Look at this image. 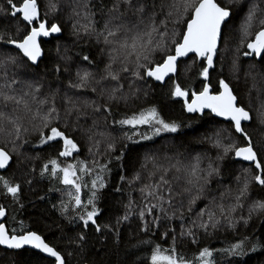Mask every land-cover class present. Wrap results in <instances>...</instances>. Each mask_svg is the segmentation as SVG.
<instances>
[{
  "label": "snow or ice",
  "instance_id": "obj_1",
  "mask_svg": "<svg viewBox=\"0 0 264 264\" xmlns=\"http://www.w3.org/2000/svg\"><path fill=\"white\" fill-rule=\"evenodd\" d=\"M68 8L72 35L77 42L84 39L85 46L94 44L98 56L83 48L69 55L57 43L53 61L51 50L46 51V44L64 37L60 0L44 5L6 0L0 6V192L23 207V186L32 188L37 175L47 179L48 192L62 193L51 208L73 226L74 235H62L70 247L61 248L31 228L9 231L0 206V246L17 255L27 246L36 264H73L74 255L75 264H89L86 252L99 257L109 251L115 260L92 264H136L134 250L149 249L150 256L138 264H217V254L225 264H240L236 258L248 249L264 255V235L256 240L240 232L255 228L254 217L264 221V137L253 138L255 125L264 128V89L255 83L249 89V97L256 91L254 116L251 99L245 106L223 76L224 54L238 33L233 78L248 64L246 77L264 79V0H70ZM192 69L200 78L197 90L182 79H190ZM49 75L52 82L45 79ZM159 86L168 89L169 99L182 101L185 112L204 115L207 110L220 118L199 141L216 149L214 159L204 157L206 167L201 155L180 151L183 143L165 144L163 152L155 145L162 134H177L183 127L164 119L155 105L119 119L114 115L121 104L127 108L142 92L147 95L146 88ZM117 128L131 130L122 131L119 150L112 135ZM77 134L87 145L83 159ZM28 148L36 155L27 156ZM41 152L49 155L37 169ZM114 167L119 180L109 189ZM17 170L22 182L14 179ZM9 173L12 178H6ZM216 178L218 195L212 187ZM54 182L63 187L54 188ZM255 188L260 191L253 196ZM110 192L121 194L123 212L102 222L101 201ZM36 200L51 203L47 193L37 192ZM134 217L136 238L132 242L129 235L125 241ZM221 231L233 234L236 242L220 249L198 247L194 259L184 254L187 244L199 245L202 237ZM122 245L124 259L119 258Z\"/></svg>",
  "mask_w": 264,
  "mask_h": 264
},
{
  "label": "trees",
  "instance_id": "obj_2",
  "mask_svg": "<svg viewBox=\"0 0 264 264\" xmlns=\"http://www.w3.org/2000/svg\"><path fill=\"white\" fill-rule=\"evenodd\" d=\"M6 0H0V6H3ZM41 5H44L47 3V0H40ZM70 3V0H60V4L63 6V11L59 14V20L63 27H64V37L61 41L52 40L51 43L45 45L46 51L49 49L51 52L49 53L53 61H55V45L59 43L62 48L67 47L69 49V55H74L75 52L79 51L81 48L84 49L85 53H90L93 56H98L97 48L94 44L91 42L88 43L87 46H85L84 39H81L80 41H76V38L72 36L71 30L68 29V26L64 24V18L68 15L69 8L68 4ZM74 39L75 42H73L71 39ZM238 42V33L233 37L232 41L230 42V47L227 52H225V62H224V69H223V76L227 78L234 89H236L237 93L239 94L241 100L244 102L245 106H249V100L251 99V107L253 109V115L255 116V108L257 105L256 101V91L253 90L251 93V97H249V89L252 87L253 83L256 84L257 88L264 89V79H261L260 77H256V80L253 81L252 77H246L244 74V71L248 68V64H243L242 70L239 73V78H233V75L230 71L231 61L233 59V49L236 46V43ZM243 59V58H242ZM62 63V62H61ZM190 63V61H189ZM87 67V65H84ZM51 67V65H49ZM102 67V65H101ZM42 70L43 66H42ZM73 71H75V68H73ZM217 71H219V66L217 68ZM195 72V69H192L187 73V76L190 79H183V83H185L190 90H197L200 87V78L194 77L193 73ZM67 76V74H65ZM47 82H52V77L49 75L46 78ZM63 83L66 85L67 79L63 81ZM153 85L156 83L152 82ZM147 95H144L143 92L140 95V98L134 101H130L129 106L127 108L124 107L123 104L120 105V107L114 111V115L117 119L122 118L125 114L131 115L133 112H139L141 109L148 108L150 106L155 105L158 110L160 111L162 117L168 121H176L177 123H181L183 125L181 132L177 134H162L161 137L156 138L155 145L157 147L161 148V151L163 152V145L167 144L169 146L176 145L180 146L183 143V147H180V151H185V149H190V155L196 156L201 155L202 158L204 157H211L215 158L216 149L212 147V145L208 142H199L201 137H203L206 133H210L211 128L213 126H216L213 121H217L216 119L212 118L209 114H204L203 116H190L187 115L186 112L182 108V102L169 99L167 97V91L168 89L164 86L159 87H150L146 88ZM69 95H72V91L69 92ZM89 99H92L93 97L91 94L88 96ZM58 103L62 104V101H58ZM90 123V121H89ZM103 124V122H101ZM256 131L253 132V138L254 140L261 139L264 137V128H261L258 124L255 125ZM106 131L111 132V129H105ZM131 131L130 129H119L115 132H112V135L116 137V145L117 149L119 150L120 142H121V133L122 131ZM140 130H144L142 127ZM77 138L80 139L81 144V159L85 158L87 156V145L84 139H82L78 134ZM27 147V146H26ZM174 149L169 147V154ZM23 151V149H22ZM101 151H103V146L101 147ZM37 150L28 148L26 155L27 156H34L36 155ZM49 155L48 152H41L40 153V160H36L35 164L37 166V169L39 168L40 164L46 157ZM115 155V154H113ZM101 157H97V159H100ZM208 160L204 158L202 166H207ZM116 162L113 161V164ZM15 168V165L13 166ZM21 169H24V165L20 166ZM129 169H131V162H129ZM6 178H12L11 173L8 174ZM16 180H21V172L20 170H17L16 177L14 178ZM108 179L112 182L109 184V189H111L112 184L117 183L119 180V169L113 168V171L111 173V176L108 177ZM217 180L219 178H216L212 181V187L217 189V195L219 194L220 184L217 183ZM49 181L47 179L40 180L38 175L33 181L32 188L35 189V191L32 190V188H29V186L24 185V191L21 195V203L23 204V207H21L19 204L12 201L11 197H5L2 192H0V206L5 207L7 215L5 216L4 223L6 224V227L9 229V231L12 230L13 227H15V230L19 233L22 230L31 228L34 230H37L41 235L47 238V242H49L52 245H56L58 247L64 248V247H70L63 243L61 241L62 235H74L73 226L69 225L67 221L63 220L55 211L52 210L51 205L52 204H58L62 193L59 191H53L48 192L49 188ZM54 188H62L63 186L60 185L58 182H54L52 184ZM234 186V185H233ZM227 188V182H225V188L223 190H226ZM259 189L255 188L253 191V196H256L257 193H259ZM39 192L41 194L47 193L48 199L51 201L49 204H44L38 200H36V193ZM66 198V197H65ZM122 199L121 194L110 192L108 196H106L105 199L101 201V207L104 209L102 222L108 221L109 219H113L118 214H121L123 212L122 204L120 203ZM126 202V200L124 201ZM198 204L200 206H203L202 202L198 201ZM138 222L136 221L135 217L133 218L131 222V232L125 233V241H128L129 235L133 237V241L136 238V224ZM174 225L178 226L179 221H174ZM253 223L255 224V228L250 229H244L241 228L240 232H248L249 235L253 236L254 239L260 240L261 236L264 235V221H262L259 218L254 217ZM23 226V229L21 227ZM76 228L79 227V225L75 226ZM140 237H143L144 239H153L156 240V237H153L151 235L145 236L143 233L139 234ZM95 241H91L89 247H91V243H94ZM159 243H161L164 247H167L168 244H166L163 240H159ZM230 242H236V237L228 232H217L212 237H202L199 245H193V244H187L183 251L184 254L189 259H194L196 255H198V247L207 246L213 249H220L223 247H226ZM144 249H149L148 245L142 246ZM21 254L17 255L16 252H10L6 250L0 249V264H36L35 258L32 255L31 250L22 249L18 250ZM125 251V245L121 246V252H120V259L126 258L124 255ZM138 251V255L132 257L133 261L138 264L140 260H143L150 256V249L148 251ZM109 258L115 260L117 257L112 256L111 251L108 252L107 255L102 256H96L92 252H86L84 259L89 261V264H92L93 261L98 260H105L107 261ZM78 257L75 255L73 256V264H75ZM230 259V258H229ZM240 261V264H244V261H247V264H264V255H261V252L258 250L257 252H252L250 249H248L244 255V257L240 258L237 257ZM217 264H225V257L217 254L216 256ZM46 264V262H44ZM83 264V262H81Z\"/></svg>",
  "mask_w": 264,
  "mask_h": 264
},
{
  "label": "water",
  "instance_id": "obj_3",
  "mask_svg": "<svg viewBox=\"0 0 264 264\" xmlns=\"http://www.w3.org/2000/svg\"><path fill=\"white\" fill-rule=\"evenodd\" d=\"M154 82V81H153ZM154 83H156V82H154ZM182 102V101H181ZM186 114L187 115H190V116H198V117H200V116H203V115H201V114H199V113H195V114H193V113H187L186 112ZM204 114H209L208 112H207V110H205V113ZM212 116V115H211ZM213 118H215V119H217V120H220V118H217V117H214V116H212ZM4 219H5V217L4 218H2V222H4ZM0 248L1 249H3V250H6V249H4V247L3 246H0ZM25 249H27V246H25ZM22 250V249H21ZM28 250V249H27ZM7 251H13V250H7ZM31 251H34V250H31Z\"/></svg>",
  "mask_w": 264,
  "mask_h": 264
},
{
  "label": "rangeland",
  "instance_id": "obj_4",
  "mask_svg": "<svg viewBox=\"0 0 264 264\" xmlns=\"http://www.w3.org/2000/svg\"><path fill=\"white\" fill-rule=\"evenodd\" d=\"M64 24L66 25V26H68V29H70L71 30V21L70 20H68L67 19V16L64 18ZM73 36V35H72ZM74 37V36H73ZM75 38V37H74ZM73 42H75V40L72 38L71 39ZM264 85V84H263ZM252 88V87H251ZM71 90H68V92H70ZM62 93H63V90H62ZM61 93V94H62ZM73 99H76V96H73ZM217 126V125H216ZM216 126H213L212 128H214V127H216ZM211 128V129H212Z\"/></svg>",
  "mask_w": 264,
  "mask_h": 264
},
{
  "label": "bare ground",
  "instance_id": "obj_5",
  "mask_svg": "<svg viewBox=\"0 0 264 264\" xmlns=\"http://www.w3.org/2000/svg\"><path fill=\"white\" fill-rule=\"evenodd\" d=\"M210 115V114H209ZM211 116V115H210ZM212 117V116H211ZM213 118V117H212ZM215 119V118H214ZM217 120V119H216ZM1 249V248H0ZM1 250H3V249H1ZM7 251V250H6Z\"/></svg>",
  "mask_w": 264,
  "mask_h": 264
},
{
  "label": "flooded vegetation",
  "instance_id": "obj_6",
  "mask_svg": "<svg viewBox=\"0 0 264 264\" xmlns=\"http://www.w3.org/2000/svg\"><path fill=\"white\" fill-rule=\"evenodd\" d=\"M10 252H14V251H10Z\"/></svg>",
  "mask_w": 264,
  "mask_h": 264
}]
</instances>
